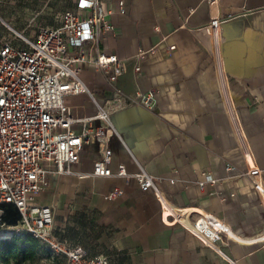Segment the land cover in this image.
<instances>
[{
    "label": "crops",
    "instance_id": "0c3cea01",
    "mask_svg": "<svg viewBox=\"0 0 264 264\" xmlns=\"http://www.w3.org/2000/svg\"><path fill=\"white\" fill-rule=\"evenodd\" d=\"M120 1L126 12L109 14L114 30L103 35L102 48L120 58L148 54L128 62L116 90L127 96L153 88L156 106L114 110L108 101L118 96L116 90L92 67L81 75L90 93L68 102L85 115L97 111L93 98L111 108L120 133L109 143L112 170L125 165L129 173L143 168L156 177L170 210L183 215L190 228L167 223L155 192L142 191L137 181L94 176L101 155L97 143L86 145L71 174L51 180L37 203L53 206L56 233L65 241L89 256L106 255L112 264H229L195 235L205 230L204 213L224 220L241 237L219 236L224 255L237 264H264V198L247 174L259 170L264 183V0L100 3L108 12L117 11ZM213 18L220 24L209 33ZM216 64L223 65L222 73ZM227 103L236 109L246 149ZM226 163L234 168L227 171ZM203 171L218 184L208 182L200 190L196 183ZM116 188L120 194L106 198Z\"/></svg>",
    "mask_w": 264,
    "mask_h": 264
},
{
    "label": "built area",
    "instance_id": "2783aa9c",
    "mask_svg": "<svg viewBox=\"0 0 264 264\" xmlns=\"http://www.w3.org/2000/svg\"><path fill=\"white\" fill-rule=\"evenodd\" d=\"M112 12L125 14L124 1L118 3L117 11L105 12L100 0H75L74 8L59 14L56 25L38 26L32 36L16 32L14 37L0 38V239L4 233L11 236L27 233L45 245L51 254L64 258L65 264H112L106 255L89 256L82 246L65 241L56 233L53 206L39 204L36 200L51 180L71 174L84 147L92 143L99 145L101 154L93 166L94 176L115 174L127 181H137L142 191L155 192L167 223H180L190 228L183 215L174 216L156 177L143 168L129 173L125 165H119L117 173L112 170L109 143L113 137H120V133L111 120V108L105 104L101 106L93 98L97 111L94 115H85L74 111L68 102L71 96L90 93L81 77L86 68L102 71L116 90V82L126 73L128 62L143 60L148 54L140 51L134 56L120 58L102 48L103 35L114 30L108 19ZM219 24L218 19H212L206 27L207 32L211 33L213 26L217 29ZM174 48L170 46L169 50ZM216 69L222 73L223 65L216 64ZM134 70L140 72L141 65H135ZM220 85L226 92L222 77ZM116 94L117 97L108 101L114 110L130 105L153 109L157 103L153 88L127 96L116 90ZM230 104L226 105L227 113L233 120L240 146L246 149L244 131L235 107ZM233 168L231 163H226L227 171ZM247 174L253 177L256 191L264 198L260 171ZM202 176L196 183L200 190L208 182L218 184V179L210 172L203 171ZM119 194L116 188L106 198L114 199ZM8 204L19 211L16 225L4 221L3 206ZM202 216L205 230L199 228L195 235L229 264H237L223 254L219 236L228 237V241L241 240V237L216 215L204 213ZM189 222L193 224L190 219Z\"/></svg>",
    "mask_w": 264,
    "mask_h": 264
},
{
    "label": "rangeland",
    "instance_id": "374dc122",
    "mask_svg": "<svg viewBox=\"0 0 264 264\" xmlns=\"http://www.w3.org/2000/svg\"><path fill=\"white\" fill-rule=\"evenodd\" d=\"M74 0H0V38L14 37L16 32L32 36L38 26L57 24L59 14L73 6ZM17 235H27L21 233ZM0 239V253L2 252ZM8 239V238H7ZM49 252V251H46ZM52 257H57L49 252ZM51 260L52 264H64L65 259ZM25 264H48L46 258Z\"/></svg>",
    "mask_w": 264,
    "mask_h": 264
},
{
    "label": "trees",
    "instance_id": "16d2710c",
    "mask_svg": "<svg viewBox=\"0 0 264 264\" xmlns=\"http://www.w3.org/2000/svg\"><path fill=\"white\" fill-rule=\"evenodd\" d=\"M4 221L9 225H16L20 218L19 211L14 205L3 206ZM2 252L0 253V264H25L27 262H35L46 258L48 264H52L53 260L61 258L52 257L45 245L40 243L31 235L13 234L8 239L1 241ZM65 264V261H64Z\"/></svg>",
    "mask_w": 264,
    "mask_h": 264
},
{
    "label": "bare ground",
    "instance_id": "6f19581e",
    "mask_svg": "<svg viewBox=\"0 0 264 264\" xmlns=\"http://www.w3.org/2000/svg\"><path fill=\"white\" fill-rule=\"evenodd\" d=\"M214 18H215V17H214ZM214 18H213V20L215 21ZM214 26H215V25H214ZM214 26H213L212 30L214 29ZM213 31H214V30H213ZM213 31H211V33H212ZM2 236H3V238L7 239V238L11 237V234H10V233H4Z\"/></svg>",
    "mask_w": 264,
    "mask_h": 264
}]
</instances>
